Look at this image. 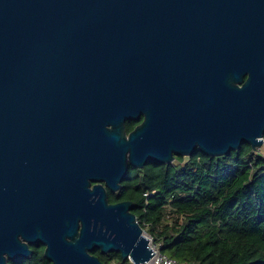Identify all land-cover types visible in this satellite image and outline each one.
Segmentation results:
<instances>
[{
  "label": "water",
  "instance_id": "95a60500",
  "mask_svg": "<svg viewBox=\"0 0 264 264\" xmlns=\"http://www.w3.org/2000/svg\"><path fill=\"white\" fill-rule=\"evenodd\" d=\"M245 142L264 147V0H0V264L33 243L52 264L145 263L107 188Z\"/></svg>",
  "mask_w": 264,
  "mask_h": 264
},
{
  "label": "trees",
  "instance_id": "16d2710c",
  "mask_svg": "<svg viewBox=\"0 0 264 264\" xmlns=\"http://www.w3.org/2000/svg\"><path fill=\"white\" fill-rule=\"evenodd\" d=\"M110 203L132 201L138 222L161 253L194 264H264V147L243 143L228 155L197 151L170 164L132 168ZM36 245L9 264H52ZM92 253L127 264L118 252ZM130 264V262H129Z\"/></svg>",
  "mask_w": 264,
  "mask_h": 264
},
{
  "label": "built area",
  "instance_id": "2783aa9c",
  "mask_svg": "<svg viewBox=\"0 0 264 264\" xmlns=\"http://www.w3.org/2000/svg\"><path fill=\"white\" fill-rule=\"evenodd\" d=\"M145 235L149 239L150 246L155 253L153 254L150 260L142 264H194V263L182 262L173 257L161 253L160 244L155 243L153 238L147 232H145ZM129 262L130 264H134L132 260H129Z\"/></svg>",
  "mask_w": 264,
  "mask_h": 264
},
{
  "label": "flooded vegetation",
  "instance_id": "af4514ba",
  "mask_svg": "<svg viewBox=\"0 0 264 264\" xmlns=\"http://www.w3.org/2000/svg\"><path fill=\"white\" fill-rule=\"evenodd\" d=\"M246 80H247V76L244 78V82H245ZM242 84H243V83H242ZM242 84H241V85H242ZM144 119H145V114H144V113H141L140 116H139L138 118L127 119V120L125 121V129H124V133H125V135H126V136H129V134H130L131 132H133V131L136 130L139 126H141V124L143 123ZM128 165L131 166L130 163H128ZM131 170H132V168L130 169V171H131ZM130 171H129L128 177H129V175H130ZM127 179H128V178H127ZM125 181H126V180H125ZM125 181H124V182H125ZM124 182H123V183H124ZM123 183H122V184H123ZM92 184H93V185H94V184H99V182H92ZM101 184L106 185L104 181L101 182ZM109 192H112V191L109 190V189L107 188V194H108ZM39 244H41V243H33V244H29V248L32 250V254H33V250L36 248V245H39ZM43 247H44V249H45V245H43Z\"/></svg>",
  "mask_w": 264,
  "mask_h": 264
},
{
  "label": "rangeland",
  "instance_id": "374dc122",
  "mask_svg": "<svg viewBox=\"0 0 264 264\" xmlns=\"http://www.w3.org/2000/svg\"><path fill=\"white\" fill-rule=\"evenodd\" d=\"M261 149H262V148H261ZM185 159H188V157H185ZM113 264H119V263H117V262H114ZM127 264H129V262H128Z\"/></svg>",
  "mask_w": 264,
  "mask_h": 264
}]
</instances>
